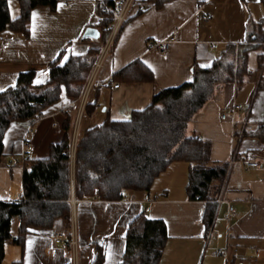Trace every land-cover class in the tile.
<instances>
[{"label": "crops", "instance_id": "0c3cea01", "mask_svg": "<svg viewBox=\"0 0 264 264\" xmlns=\"http://www.w3.org/2000/svg\"><path fill=\"white\" fill-rule=\"evenodd\" d=\"M98 1L102 0H59L54 8L37 6L30 15L28 36L10 29L0 32V91L15 84L20 72L31 69L36 72L34 83H45L49 63L59 54L64 62L72 54L101 45ZM144 2L145 7L130 10L102 63L98 77L104 85L90 97L94 109L82 115L76 144L84 130L105 119L127 120L133 111L148 106L160 90L191 81L195 65L211 66L227 44L244 41L249 19L264 18L260 0H168L160 7L155 0ZM8 4L11 18H17L19 2L9 0ZM87 27L97 28L99 38L84 36ZM170 35L176 40L166 52L150 47V42ZM263 49L249 51L246 82L221 87L188 127V132L210 142L212 161L228 162L210 229L203 221L206 202L190 199L186 192L187 161L171 162L148 191L125 190L118 200H104L97 194L77 198L72 148L70 236L63 219L57 218L51 227H28L22 243H15L20 220L14 216L1 264H74L69 245L55 242L57 233L76 238V264H97L99 256L98 264H120L129 223L140 213L166 224L168 240L159 264H264V127L260 128L264 89L258 88L264 77V62L259 65ZM134 62L152 72L151 81L135 80L132 72H124ZM112 81L119 82V87L113 88ZM70 103L63 94L35 123L13 121L8 126L0 160L1 199L23 197L24 168L32 158H46L50 145L61 141L63 128H55L52 121L63 118L66 111L74 113ZM235 104L243 108L221 119L222 112ZM250 162L256 165L249 166Z\"/></svg>", "mask_w": 264, "mask_h": 264}, {"label": "trees", "instance_id": "16d2710c", "mask_svg": "<svg viewBox=\"0 0 264 264\" xmlns=\"http://www.w3.org/2000/svg\"><path fill=\"white\" fill-rule=\"evenodd\" d=\"M17 1L20 14L12 19L9 0H0V32L10 29L28 36L32 10L42 5L54 8L59 0ZM166 1L155 0L158 7ZM260 1L264 7V0ZM112 9L113 0L98 1L101 40L108 34L106 26L112 19ZM263 47L264 18L249 19L244 41L227 44L209 67L195 65L191 81L160 90L148 106L133 111L127 120L105 119L100 125L84 130L75 147L77 198L97 194L104 200H118L125 190L148 191L171 162L185 160L189 163L186 192L190 199L206 202L203 221L210 229L228 162L212 161L210 142L188 132V127L221 87L230 82L237 85L246 82L248 53ZM99 48L92 46L82 54L70 55L64 62H61L63 54H59L49 63V78L45 83L35 84L36 72L31 69L20 72L15 84L0 91V160L3 137L11 122L36 118L63 94L71 100L80 96ZM263 62L264 49L259 65ZM124 72H132L133 79L139 81L153 78L152 72L140 62L130 64ZM258 88L264 89V77L259 80ZM94 104L89 99L85 113H91ZM64 116L61 141L50 145L46 158H32L25 166L23 197L15 201L0 198V264L5 257V243L11 239L14 216L20 220L18 235L13 238L15 243H22L28 227H51L57 218L63 219L66 236H70V131L74 113L66 111ZM167 240L165 222L140 213L129 223L120 264H159Z\"/></svg>", "mask_w": 264, "mask_h": 264}, {"label": "built area", "instance_id": "2783aa9c", "mask_svg": "<svg viewBox=\"0 0 264 264\" xmlns=\"http://www.w3.org/2000/svg\"><path fill=\"white\" fill-rule=\"evenodd\" d=\"M145 7L144 6V0H113V15L112 19L109 22V24L106 26V29L108 30V35L106 37V40L102 42L100 45L101 50L93 62V65L88 73L87 79L85 81L84 87L82 89V92L80 94V97L78 99H74L71 101L70 105L75 106L76 109L78 108V113L82 114L83 109L89 100V96L93 91H96L100 89L104 85V81L99 79L98 74L100 71V68L102 66V63L108 53L110 52L114 41L124 24V22L127 20V16L130 12V10L135 7ZM204 18H210V15H204ZM176 40L174 35H170L162 40H158L155 42H150V47L153 49H156L160 52H166L171 43H173ZM213 47H217L216 44H213ZM113 88L119 87L120 83L119 82H111L110 83ZM243 106L241 104H235L231 107L229 110H225L221 114V119L225 120L229 116L233 115L235 110H241ZM42 114H38L36 118L30 120L31 124L35 123L39 118H41ZM78 135L75 134L73 140H77ZM255 162H250L249 166H255ZM157 196H153L152 198H156ZM149 201V199L147 198ZM234 208L232 206L229 207V212H233ZM55 242L56 243H62L66 242L69 247L73 251V263H77V257H76V249H77V240L75 237H70V238H65V236L62 233H57L55 234ZM217 255L221 254V251H218L216 253Z\"/></svg>", "mask_w": 264, "mask_h": 264}, {"label": "rangeland", "instance_id": "374dc122", "mask_svg": "<svg viewBox=\"0 0 264 264\" xmlns=\"http://www.w3.org/2000/svg\"><path fill=\"white\" fill-rule=\"evenodd\" d=\"M144 1H147V0H144ZM144 6H146L145 5V2H144ZM108 35V34H107ZM107 37V36H106ZM106 40V38L103 40V42ZM102 44V43H101ZM100 46V45H99ZM100 50H101V47L99 48V52H100ZM99 54V53H98ZM98 56V55H97ZM97 58V57H96ZM94 92L95 91H93L92 93H91V95L89 96V99H90V97L94 94ZM80 97V96H79ZM78 97V98H79ZM77 98V99H78ZM74 100V99H73ZM76 100V99H75ZM72 101V100H71ZM87 103H88V101H87ZM87 103H86V105H87ZM86 105H85V107H86ZM75 107V106H74ZM85 107H84V109H83V112H82V114H79L78 113V108L76 109V111L74 112V118H73V124H72V127H71V131H70V133H71V142H72V148L73 149H75L74 147H75V144H76V141L75 140H73V138H74V135L75 134H77V135H79V127H80V124H81V118H82V115L85 113ZM76 108V107H75ZM64 118H65V116H63V118H61V119H53V121H52V124H53V126L55 127V128H57V129H60V127L59 126H61V128H62V125H63V122H64ZM40 119V118H39ZM38 119V120H39ZM63 133H64V130H63Z\"/></svg>", "mask_w": 264, "mask_h": 264}, {"label": "water", "instance_id": "95a60500", "mask_svg": "<svg viewBox=\"0 0 264 264\" xmlns=\"http://www.w3.org/2000/svg\"><path fill=\"white\" fill-rule=\"evenodd\" d=\"M84 36H89L97 39L99 38V30L95 27H87L84 32Z\"/></svg>", "mask_w": 264, "mask_h": 264}]
</instances>
